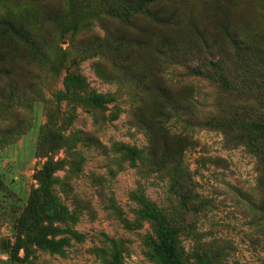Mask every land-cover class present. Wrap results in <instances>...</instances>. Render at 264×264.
Returning a JSON list of instances; mask_svg holds the SVG:
<instances>
[{
	"label": "rangeland",
	"instance_id": "rangeland-1",
	"mask_svg": "<svg viewBox=\"0 0 264 264\" xmlns=\"http://www.w3.org/2000/svg\"><path fill=\"white\" fill-rule=\"evenodd\" d=\"M230 36L264 54V0H0V264H163L164 226L186 264H264Z\"/></svg>",
	"mask_w": 264,
	"mask_h": 264
},
{
	"label": "trees",
	"instance_id": "trees-1",
	"mask_svg": "<svg viewBox=\"0 0 264 264\" xmlns=\"http://www.w3.org/2000/svg\"><path fill=\"white\" fill-rule=\"evenodd\" d=\"M230 41V47L231 51L233 52L232 58H239L246 67L251 65L255 69L262 66V72L260 74V78L264 80V54L260 53L259 51H252V49L247 46L245 43L239 41L237 38L234 36L229 37ZM205 44V49H208L210 51V45L208 43L203 42V45ZM256 53V54H255ZM213 59L215 56L212 54L211 55ZM264 88V82L261 85ZM259 124L261 126L262 130V147L259 150V159L262 160L264 164V110L260 114L259 117ZM264 181V178H263ZM263 210H264V200L262 204ZM174 231L167 229L164 226V230L162 232V241L159 243V245L156 248L157 255L159 256L160 260L162 261L163 264H186L176 253L175 251V246L173 243V236H174Z\"/></svg>",
	"mask_w": 264,
	"mask_h": 264
}]
</instances>
